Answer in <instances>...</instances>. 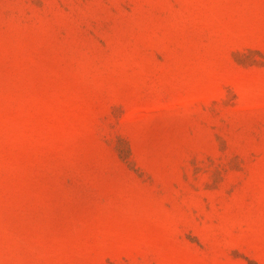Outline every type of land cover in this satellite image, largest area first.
<instances>
[{
  "label": "rangeland",
  "instance_id": "374dc122",
  "mask_svg": "<svg viewBox=\"0 0 264 264\" xmlns=\"http://www.w3.org/2000/svg\"><path fill=\"white\" fill-rule=\"evenodd\" d=\"M0 264H264V0H0Z\"/></svg>",
  "mask_w": 264,
  "mask_h": 264
}]
</instances>
